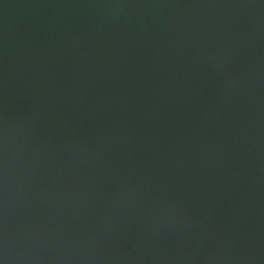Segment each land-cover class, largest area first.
Wrapping results in <instances>:
<instances>
[{
  "label": "water",
  "instance_id": "1",
  "mask_svg": "<svg viewBox=\"0 0 264 264\" xmlns=\"http://www.w3.org/2000/svg\"><path fill=\"white\" fill-rule=\"evenodd\" d=\"M0 264H264V0H0Z\"/></svg>",
  "mask_w": 264,
  "mask_h": 264
}]
</instances>
